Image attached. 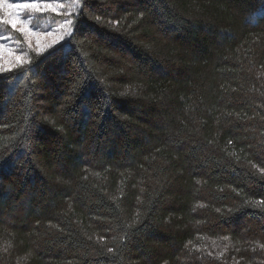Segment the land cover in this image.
Masks as SVG:
<instances>
[{
	"label": "trees",
	"instance_id": "obj_1",
	"mask_svg": "<svg viewBox=\"0 0 264 264\" xmlns=\"http://www.w3.org/2000/svg\"><path fill=\"white\" fill-rule=\"evenodd\" d=\"M262 246L264 0H79L65 41L0 73V264Z\"/></svg>",
	"mask_w": 264,
	"mask_h": 264
},
{
	"label": "rangeland",
	"instance_id": "obj_2",
	"mask_svg": "<svg viewBox=\"0 0 264 264\" xmlns=\"http://www.w3.org/2000/svg\"><path fill=\"white\" fill-rule=\"evenodd\" d=\"M3 2L19 4L29 2V0H3ZM41 2L63 3L64 8L58 9L59 14L51 11L35 13L27 9L12 10V18L19 17L28 26L27 33H21L11 29L10 25L0 23V43L13 53V55H9L8 51L0 53V73L27 62L31 51L46 53L70 35L72 24L68 25L66 22L72 21V15L78 8L79 0L76 3H73V0H41ZM9 18L8 11L0 8V21ZM60 36L63 39H59ZM16 56H20L21 60L17 61Z\"/></svg>",
	"mask_w": 264,
	"mask_h": 264
},
{
	"label": "snow or ice",
	"instance_id": "obj_3",
	"mask_svg": "<svg viewBox=\"0 0 264 264\" xmlns=\"http://www.w3.org/2000/svg\"><path fill=\"white\" fill-rule=\"evenodd\" d=\"M76 2L77 0H73V3H76ZM0 8L6 9L10 17L9 19L0 21V23H3L5 25H10L11 29L19 31L21 33H27L29 31L28 26L24 24V22L21 19H19V17L12 18V10L15 9L17 11H22V10L27 9L35 13H43V12L51 11V12H55L59 14L58 9H63L64 4L63 3L54 4V3L41 2V0H29V2H25V3H19V4L11 3L10 4V3H4L3 0H0ZM66 23L68 25H71L72 21L68 20ZM49 35H51V33H49ZM59 39H63V37L60 36ZM4 51H8L9 55H13V53L10 50L6 49L4 45L0 43V53ZM57 51H59V49H57ZM55 54H56L55 52L50 53L51 56H54ZM16 60L20 61L21 57L16 56Z\"/></svg>",
	"mask_w": 264,
	"mask_h": 264
}]
</instances>
